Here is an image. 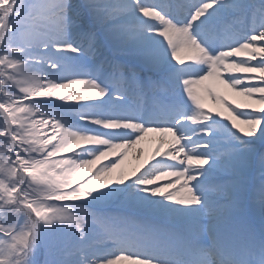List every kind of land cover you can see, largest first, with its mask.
Masks as SVG:
<instances>
[{"label": "snow or ice", "instance_id": "6c2138e0", "mask_svg": "<svg viewBox=\"0 0 264 264\" xmlns=\"http://www.w3.org/2000/svg\"><path fill=\"white\" fill-rule=\"evenodd\" d=\"M0 264H264V0H0Z\"/></svg>", "mask_w": 264, "mask_h": 264}, {"label": "bare ground", "instance_id": "6f19581e", "mask_svg": "<svg viewBox=\"0 0 264 264\" xmlns=\"http://www.w3.org/2000/svg\"><path fill=\"white\" fill-rule=\"evenodd\" d=\"M230 99H232L233 97L230 95L229 96ZM238 99V98H237ZM208 106L209 107H217L216 105H213L211 103V101H207ZM159 136L160 134L157 133H149L148 136L145 138L144 141H142L139 145L136 146V148H143L144 152L143 155L141 157V160H136L135 159V149L130 150L129 155L125 161V167L128 170H131L133 167L137 166L138 164L142 163L143 160L147 159L152 152L154 151V149L156 148L158 142H159ZM165 139H171L170 134H168Z\"/></svg>", "mask_w": 264, "mask_h": 264}]
</instances>
